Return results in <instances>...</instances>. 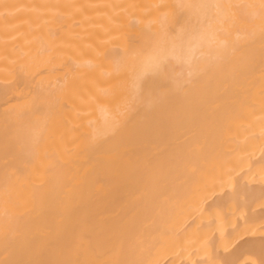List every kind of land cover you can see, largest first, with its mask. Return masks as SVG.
Returning <instances> with one entry per match:
<instances>
[{"label": "bare ground", "instance_id": "obj_1", "mask_svg": "<svg viewBox=\"0 0 264 264\" xmlns=\"http://www.w3.org/2000/svg\"><path fill=\"white\" fill-rule=\"evenodd\" d=\"M0 264H264V0H0Z\"/></svg>", "mask_w": 264, "mask_h": 264}]
</instances>
